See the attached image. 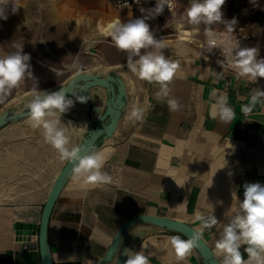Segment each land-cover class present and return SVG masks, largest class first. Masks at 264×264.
Returning a JSON list of instances; mask_svg holds the SVG:
<instances>
[{"label":"crops","instance_id":"crops-1","mask_svg":"<svg viewBox=\"0 0 264 264\" xmlns=\"http://www.w3.org/2000/svg\"><path fill=\"white\" fill-rule=\"evenodd\" d=\"M174 1L173 12L148 23L156 39L163 37L167 46L163 54L180 64L169 85V98L182 106L176 112L169 111L166 100L157 101L158 84L139 80L123 66L127 53L101 32L116 18L140 17L139 9L118 10L109 0H10L6 5L8 19L0 20V57L14 52V44L23 45L37 82H21L0 103V112L22 108L36 83L38 90L63 83L76 72L70 70L74 62L81 70L116 72L126 87V106L115 131L95 148L106 155L102 171L111 175L112 183L86 185L71 174L48 222L53 264H97L119 227L135 215L168 216L198 230L196 213L212 210L219 224L203 231L202 237L222 264L215 243L231 218L230 208L243 200L246 182L264 184V99L249 115L242 113L241 106L250 103L256 87L201 56L205 25L188 24L190 0ZM155 3L144 0L141 7ZM221 10L224 19H237L235 28H244L250 47H257L258 58H264V0H226ZM181 24L183 28H178ZM212 27L223 30L224 25ZM50 69L63 74L56 76ZM97 90L105 98V91ZM213 91L227 95L235 112L231 122L211 117ZM133 106L145 110L143 121L129 118ZM95 117L79 102L61 117L70 147L77 145ZM69 121L83 131L73 135ZM64 162L45 142L43 130L31 127L29 116L0 127V264H42L37 235L17 233L16 223L39 224L47 194ZM174 235L187 239L171 229L137 223L130 230L127 249L139 252L144 244L150 264H203L196 248L187 259L177 261L168 243ZM116 258L106 264H115Z\"/></svg>","mask_w":264,"mask_h":264},{"label":"clouds","instance_id":"clouds-1","mask_svg":"<svg viewBox=\"0 0 264 264\" xmlns=\"http://www.w3.org/2000/svg\"><path fill=\"white\" fill-rule=\"evenodd\" d=\"M225 2L226 0H190L186 9L187 22L194 26L202 23L205 25L206 39L201 46V56H204L205 60L208 59L205 53L212 54L214 49H220L223 59H218L216 63L222 69L227 66L235 71L238 78H246L249 83H256L258 78H264V58L258 59L257 47H241L240 43L233 45L232 36L237 19L235 17L231 20L224 19L221 9ZM252 2L255 3V0ZM9 3L10 0H0V20L8 19L6 5ZM135 3L139 4L140 0H135ZM165 6L172 12L174 0H156L154 7H140V17L129 18L127 21L116 18L102 28L101 32L110 38L118 50L127 53L126 64L123 66L139 80L158 84L159 90L155 93L157 101L166 100L169 111L176 112L182 106L176 98H169L171 91L169 85L177 75L180 64L163 54L161 50L167 48L163 37L156 39L148 23L162 15ZM16 11L17 7L14 5L12 12ZM214 24H223V30L216 31L212 27ZM177 27L183 28V25ZM91 43H95V40ZM13 47L16 49L14 52L0 57V103H3L25 79H34L37 82L30 64V54L23 52V45L14 44ZM50 70L55 72L56 76L63 74L60 71ZM70 70L79 72L81 66L74 62ZM29 95L31 99L27 101L25 107L28 110L31 127L42 129L45 142L58 153L59 159L73 164L74 177L78 180L82 179L86 185L111 184V175L102 171L106 161L105 153L93 149L81 155V146L70 147L66 127L61 126L65 125L61 117L74 107L75 102L86 104L92 98L87 85H81L80 90L72 92L71 96L75 100L69 98L63 87L57 91L38 90L37 83ZM212 96L215 100L211 104V117L219 118L226 123L231 122L235 112L229 106L227 95L213 91ZM262 99H264V90L255 88L250 103L241 106L242 113L245 116L249 115ZM98 112L100 114V109ZM144 115L145 110L142 107L133 106L129 118L143 121ZM98 118L101 116L99 115ZM68 125L72 127L73 135H79L83 131L81 126H74L71 121ZM243 189V200L238 202L237 207L230 208L231 218L215 243L217 254L223 257L222 264H264V184L246 182ZM195 220L200 222V228L191 238L183 239L180 235L168 237V243L177 261L182 262L192 254L203 231H211L219 224L213 210L209 214L198 211ZM144 248V244L139 252L125 248L124 254L127 259L124 264H150L149 256L143 251Z\"/></svg>","mask_w":264,"mask_h":264},{"label":"water","instance_id":"water-1","mask_svg":"<svg viewBox=\"0 0 264 264\" xmlns=\"http://www.w3.org/2000/svg\"><path fill=\"white\" fill-rule=\"evenodd\" d=\"M81 85H87L92 98L88 100L86 105L96 114L94 122L86 129L77 143V145H80L82 148L81 155H84L85 152L95 149L100 143L113 134L125 109L127 93L124 81L118 73L89 70L75 72L63 83L47 90L57 91L60 87H63L67 95L71 96L74 90H80ZM99 87L105 91V98L98 92L97 89ZM92 88L95 89L94 92H91ZM85 95H88V93H85ZM102 101L103 104H98ZM25 105L19 109H3L0 112V127L10 121H16L27 117L28 110ZM98 109H100V114ZM99 115L101 118H98ZM72 173L73 164L65 161L47 194L41 211L39 224L32 222L16 223L17 233L26 234L28 236L37 235L42 264H53L48 240V222L54 203ZM137 223H150L159 227L171 229L182 234L187 239L194 236L197 231L196 228L184 220L156 214H138L125 221L119 227L106 254L97 264H106L112 261L114 256L117 257L115 264H124L126 259L124 250L127 248L130 230ZM195 248L199 252L203 264H221L202 235L198 238V243Z\"/></svg>","mask_w":264,"mask_h":264},{"label":"built area","instance_id":"built-area-1","mask_svg":"<svg viewBox=\"0 0 264 264\" xmlns=\"http://www.w3.org/2000/svg\"><path fill=\"white\" fill-rule=\"evenodd\" d=\"M109 1L114 8H116L118 10H122V11L138 10L143 5V2H144V0H140V3L137 4V3H135V0H109ZM125 5H127V6H125ZM175 8H176V2L174 1V8L172 9V12L175 10ZM168 13H171V12L168 10L167 6H165V10H164L163 14H168ZM216 31L219 32L221 30H216ZM232 43H233V45L240 43L241 47H250L249 36L244 31L243 27L240 26V27L235 28V32L233 33V36H232ZM218 59L219 60L223 59V56L221 55V50L220 49H214V52L212 54H209L208 61L211 62L212 64H215L216 66H219L216 63V61ZM223 69L226 71L235 73L234 70L230 69L227 66H225V68H223ZM243 79L247 83H249L246 78H243ZM249 84L256 87V88H260L261 90H264V78H258L256 83H249Z\"/></svg>","mask_w":264,"mask_h":264}]
</instances>
